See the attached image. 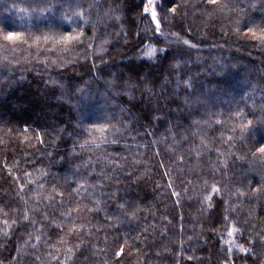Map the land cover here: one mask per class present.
I'll list each match as a JSON object with an SVG mask.
<instances>
[{
  "label": "trees",
  "instance_id": "obj_1",
  "mask_svg": "<svg viewBox=\"0 0 264 264\" xmlns=\"http://www.w3.org/2000/svg\"><path fill=\"white\" fill-rule=\"evenodd\" d=\"M53 2L58 5L55 15L48 17L56 25L53 31L69 30L67 23L60 22L65 14L85 11L84 20L89 23L78 21L77 30L82 29L89 38L96 35L94 48L103 46L107 54L101 60L85 57L83 48L49 53L43 48L51 45H44L38 57L35 47L11 46L6 51L0 41V264H57L51 255L59 256L61 262L65 259V249L78 242L66 234L67 227L64 233H54L49 225L37 224L45 230L38 242L32 226H24L28 222L23 221V212L38 206L29 199L35 195V186L27 181L43 174L45 196L54 195L53 189L67 196L77 183H83L73 175L77 166L80 175H85L83 165L91 157L98 172L103 162L97 163L96 157L105 154L134 165V169H124L125 173L134 170L133 177H120V194L137 211L135 218L125 220L118 210L119 202L109 199L102 211L90 217L82 237L88 264H264V248L258 243L252 254L239 251L241 246L252 248L250 238H264V199L252 195L253 189L264 184V158L250 154L264 136V128L249 133L251 138L243 147L239 143L224 147L221 140L232 134L226 129L239 123L230 119L236 111L248 114L246 122L255 119L252 110L257 116L264 110V48L233 31L237 19L264 26V0H218L227 5L222 11L207 6V0H165L177 11L161 22L167 39L159 37V41L150 18H141V0ZM77 4L81 7H75ZM30 6H35L34 0H0V25L23 23L24 27L14 29L22 31L27 24L37 23L41 31H48L40 18L18 11ZM240 9L243 12L237 15ZM145 30L141 46L138 33L144 35ZM173 33L197 47L178 44ZM152 49L156 51L148 55ZM59 55L70 60L65 68L43 63L45 58L52 60ZM142 60L147 63L142 64ZM135 71L141 73L139 78ZM186 81L191 82V88L185 86ZM209 89L223 94L213 97L206 110L195 100L204 99L200 93ZM82 93L88 100L78 107ZM190 97L192 102L185 103ZM211 112L223 114L211 118L223 120V128L203 123ZM194 121H200L201 127L196 128ZM101 124L115 126L109 139L118 143L100 149L89 145L81 148L90 139L85 129ZM73 146L80 158L64 162ZM217 148L225 155L218 156ZM225 159L226 168L220 163ZM205 181L220 186L221 193L203 191ZM21 183L33 190L20 192ZM173 191L180 193V204L171 195ZM237 191L245 197H237ZM205 195H213L214 205L223 198L226 203L217 211L229 220L215 223L210 219L212 210L203 200ZM21 196L29 201L27 207ZM228 202L236 213L225 211ZM39 206L50 211L56 207L46 201ZM63 210L56 207L57 213ZM29 215L31 220L41 219L40 214ZM106 217H120V223L107 222ZM237 218L247 225L242 233L229 236V227ZM5 219L8 225L3 223ZM55 222L61 221L57 217ZM62 235L63 245L58 243ZM121 247L124 254L117 257ZM84 260L79 257L77 264H84Z\"/></svg>",
  "mask_w": 264,
  "mask_h": 264
},
{
  "label": "snow or ice",
  "instance_id": "obj_2",
  "mask_svg": "<svg viewBox=\"0 0 264 264\" xmlns=\"http://www.w3.org/2000/svg\"><path fill=\"white\" fill-rule=\"evenodd\" d=\"M34 7L30 6L29 9H19L18 11L25 16L28 17H38L42 21H44V27L48 29V31H41L39 28V24L37 23H29L27 24L25 30L18 31L14 30L16 27H24L23 23L19 25H15V27H9L7 24L0 25V41L3 42L4 48L7 51L11 46H19V45H27L29 49L35 47L37 50V56L39 57L41 49L44 45H51V47H44V52H59V53H68L73 51L76 48H83L85 49L84 55L85 57L91 55L98 59L103 60V56L107 54V49L101 46L98 50L94 48L95 40L98 39L96 35L89 38L86 36L85 32L79 28L78 21H83L85 24L89 23V21H85L84 17L88 14L85 11L79 12H70L65 14L63 17L60 18L61 24L67 23L69 25V30L64 32H56L53 29L56 27L50 20H48L49 15H55L54 9L58 7L53 0H34ZM142 7V15L141 18L149 17L152 24H154L153 32L155 37L159 41V37H164L167 39L165 32L162 30L161 22L167 19L169 14L174 15L177 11L176 7H168L165 3V0H141ZM207 6L212 7L216 10H223V8L227 7V5H221L218 3V0H207ZM59 7H63L60 5ZM72 7V5H70ZM75 7L79 8L81 5L77 4ZM159 8V12L158 9ZM243 12L242 9L237 10V15ZM75 16L76 19H71L70 17ZM23 19V17H22ZM76 24L77 28H72V25ZM252 26H249V25ZM234 34L236 36H243L249 38L253 42H259V46L264 48V26L255 25L253 21H245L242 23L241 20L237 19L234 21ZM244 28L245 31L241 33V28ZM39 32V34H34ZM139 43L141 46L144 44V38L147 35V30H145L144 35H140ZM175 36V39L178 44L185 45L189 49H194L197 47L196 44L191 43L188 39H182L179 35L173 33L171 34ZM151 39V37H149ZM108 41L105 40L104 44H107ZM171 47V45H169ZM155 49H152L148 55H151L152 52H155ZM161 51H166V49H162ZM7 60V57H4ZM45 64H50L51 66L57 68H65L69 63L70 60L64 58L62 55L57 56L56 59L49 60L45 58L43 61ZM142 64H146V61H141ZM107 66V65H105ZM95 67V65H93ZM130 71H133L130 69ZM134 75L139 78L141 73L138 71L134 72ZM178 80L180 77L177 78ZM226 83V82H225ZM185 86L187 88H191L192 84L190 81L185 82ZM222 92H213L211 89L207 90L206 92H201L200 96L204 97V99H200L199 97L196 98L195 102L200 105V107L205 108L206 110L210 106V102L213 100V97L222 95ZM88 97L84 96L83 93L78 102V107L80 104L86 103ZM191 97L185 101V103H191ZM159 110V109H157ZM209 115V119L205 120L203 123L208 126L216 125L220 126L221 128L224 127V121L221 119H211L213 116L223 115L222 113L211 112L207 113ZM251 116L255 119H247L245 122V116L248 115L245 111L240 110L236 111L230 119H234L239 121L238 124L231 127L230 129H226L230 131L232 134L228 135L227 137H221L222 144L224 147L235 146L236 143H239L242 147L245 144V140L251 137L248 136L249 133L254 134L256 129L264 128V110L261 111L260 115L257 116L256 111H251ZM80 121L79 123H82ZM194 126L196 128L201 127L200 121H194ZM115 126L111 124H101V125H93L91 128L85 129L88 136L90 137L89 140H86L84 144H81L80 147L84 148L86 145L91 147L100 149L106 148L108 145L117 144L118 141L116 139H109V135H114ZM9 131H12L9 129ZM27 131V129H25ZM118 131V130H116ZM239 131V136L236 137V133ZM71 135V133L69 134ZM235 137V139H234ZM43 143L42 136L36 137ZM201 144H204L203 139L201 140ZM206 146V145H205ZM191 151V150H190ZM211 151V149H210ZM218 156L225 155L221 153L220 150L217 148L215 149ZM57 153L59 150L57 149ZM250 154L255 157L259 155L261 158H264V136H261L259 140L256 141V146L254 151H250ZM51 156V154H49ZM232 156L235 157V153H231ZM199 156V153H197ZM80 157L75 153L74 146L71 150L69 156L63 157L64 162L74 161L79 159ZM54 159V157H53ZM183 160V157H181ZM97 163L103 162V166L101 167L100 171H95L96 164L93 163V159L90 157L86 164L83 165V168L86 171L85 175H80V166H77L76 171L73 172V175H77L83 183H77L76 186L72 189L67 196H65L64 192H56L53 189L54 195H47L45 196L43 193L46 191L43 183V174L41 178L36 180H28L27 183L29 185H34V192L35 195L30 197L32 201H34L38 206L36 208L28 209L23 212V221L28 222L25 224V227H28L29 224L32 226L34 231L38 233L35 236V239L39 242L41 237L44 235V228H37V224H46L51 227L52 232H60L64 233L65 228L67 227V235L69 237L75 238L78 242L74 244L72 247H68L65 249V259L61 262L59 256L51 255L52 260H56L57 264H77V259L79 257H84V264H88V257L86 255V248L83 236L85 235L86 226L91 222L90 217L97 215L100 211L104 209L106 206L107 201L110 199L113 203H118V210L121 213V216L124 217L125 220H130L135 218L136 215V207L133 203L128 202L123 195H121V187H120V177L124 175L125 178L130 179L135 175V171L124 172V169L133 168V164H126L122 162L120 157L113 156L112 154H105L103 157H96ZM224 167H227V160L221 161ZM90 169V170H89ZM30 173H25V176H30ZM164 175H168V173H164ZM19 180V177H16ZM95 180V183L91 181ZM190 183V182H189ZM19 191L22 193H26L28 191H32L31 188H26L23 183L19 184ZM168 187H172V183L168 184ZM210 189L212 194H220L221 187L217 184L209 185L207 181L204 182L203 191L207 192ZM172 196L177 197L176 203L180 204V193L173 191L171 193ZM237 197L244 198L245 193L237 191ZM252 195L257 199H264V184H261L260 187L253 189ZM56 197H59L57 200ZM75 197V199H73ZM94 197H99L95 199ZM213 195H205L203 196V200L207 202V208L212 210V215L210 219L215 220V223H220L221 220L227 221L229 217L222 216V214L217 211V209L224 205L226 202L221 198L220 200L215 201V205L213 204ZM22 204L27 207L29 201L25 200L23 196L20 197ZM42 201H46L49 206H56L58 208H63V211L57 213L56 207H53L52 210H49V207H40ZM67 201V204L65 203ZM73 204L75 206H73ZM89 204L92 206L89 207ZM225 211H231L232 213H236L237 209L232 206L230 202H228V207ZM29 212L33 215L40 214L41 219L39 220H31ZM7 216V213H4ZM251 215V212L249 213ZM57 217L61 221L60 223H56ZM77 220L81 222L77 224ZM106 221L114 224L120 223V217H117L115 220H109L106 217ZM5 225L9 224V221L5 219L3 221ZM13 224L16 223L14 220ZM239 225V226H237ZM247 221L244 224H240L239 218H237L236 224H233L229 227L228 235L232 236L234 233L243 231L244 227H246ZM147 231V230H145ZM5 237H7L8 233H4ZM90 235V233H88ZM58 243L65 244L66 241L63 235L60 237ZM250 243L252 244V248H245L240 247L239 251L245 254H252L253 249L257 246V243L260 247L264 248V238H250ZM35 248L36 245H33ZM54 247V245H53ZM59 250L57 249V252ZM124 254V249L121 247L119 251L116 252L117 257H122ZM37 261L40 260V257H35ZM191 259V257L189 258ZM227 259V258H226ZM259 264V261H257Z\"/></svg>",
  "mask_w": 264,
  "mask_h": 264
},
{
  "label": "rangeland",
  "instance_id": "obj_3",
  "mask_svg": "<svg viewBox=\"0 0 264 264\" xmlns=\"http://www.w3.org/2000/svg\"><path fill=\"white\" fill-rule=\"evenodd\" d=\"M159 2V0H157V3Z\"/></svg>",
  "mask_w": 264,
  "mask_h": 264
}]
</instances>
